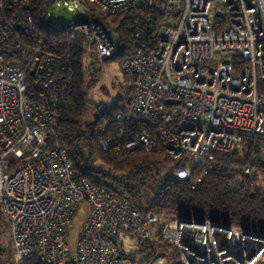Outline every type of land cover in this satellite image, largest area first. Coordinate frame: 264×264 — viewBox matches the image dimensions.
<instances>
[{"label":"built area","instance_id":"1","mask_svg":"<svg viewBox=\"0 0 264 264\" xmlns=\"http://www.w3.org/2000/svg\"><path fill=\"white\" fill-rule=\"evenodd\" d=\"M69 6L82 15L68 34L81 36L85 56L101 62L118 47L91 10L138 6L153 15L147 31L134 29L133 54L121 59L132 91L118 118L142 120L129 149L185 154L182 176L189 177L243 138L264 139V0H69ZM28 9L25 0H0V208L14 262L113 264L154 243L160 217L141 211L112 181L93 185L75 175L56 129V111L67 106L73 86L75 43L47 35L38 43ZM83 203L88 215L71 249L68 228ZM160 237L178 249L182 264H264V234L236 225L170 217Z\"/></svg>","mask_w":264,"mask_h":264},{"label":"trees","instance_id":"2","mask_svg":"<svg viewBox=\"0 0 264 264\" xmlns=\"http://www.w3.org/2000/svg\"><path fill=\"white\" fill-rule=\"evenodd\" d=\"M5 1L14 4L15 0ZM25 2L34 19L38 43L44 42V35L63 37L66 44L72 40L75 43L71 50L73 86L67 106L56 111V129L61 132L60 143L67 147L77 177L93 185L112 181L141 211L156 213L165 220L170 217L209 220L264 234V139L243 138L234 151L215 153L211 162L194 167L189 177L182 176L189 163L185 154L172 158L164 150L148 153L129 149L126 144L136 136L142 120H121L118 114L125 111L131 93L110 108L97 105L94 117L85 123L87 90L94 80L93 59L85 56L81 36L68 34L71 22L56 27L46 21L47 1ZM89 17L98 20L113 35L118 47L116 55L125 59L134 51V29L147 31V21L153 15L135 6L110 14L91 10ZM129 88L131 92L130 85ZM245 167H249V172H245ZM166 171L179 175L168 177L163 175ZM161 228L153 231L154 243L144 242L121 259L146 264L162 253L168 256L170 264H182L178 249L160 237ZM3 255L0 250V263ZM159 257L166 262L163 256ZM20 264L43 263L35 257Z\"/></svg>","mask_w":264,"mask_h":264},{"label":"rangeland","instance_id":"3","mask_svg":"<svg viewBox=\"0 0 264 264\" xmlns=\"http://www.w3.org/2000/svg\"><path fill=\"white\" fill-rule=\"evenodd\" d=\"M81 15L82 12L74 11L70 8L69 0H50L47 2L45 11L46 21L49 24L55 25L56 27H62L65 24L76 20V18L80 17ZM87 59L92 61L94 80L87 90L86 97L88 106L86 107V113L84 116L85 123L89 122L94 117L97 105L110 108L115 105L118 100L124 98L125 95L129 96L131 93L129 83L121 68V56L116 55L105 60L104 62L96 60V58L91 55H89ZM14 158L15 157L13 154L9 155V159ZM163 175L176 178L179 174L176 172L166 171L163 173ZM88 210V204L83 203L68 228L66 239L71 249L75 245L79 229L83 225V222L88 215ZM0 212L2 215V218L0 219V250L3 251L4 254L0 264H16L14 262L13 250L11 247L10 226L4 212L2 210ZM166 220L160 218L158 227H161L166 222ZM155 256L146 264L150 263L151 261L152 262L150 264H166V262L161 261L160 257L155 258ZM115 264L135 263H132L127 259H121Z\"/></svg>","mask_w":264,"mask_h":264},{"label":"crops","instance_id":"4","mask_svg":"<svg viewBox=\"0 0 264 264\" xmlns=\"http://www.w3.org/2000/svg\"><path fill=\"white\" fill-rule=\"evenodd\" d=\"M163 256L165 259H166V264H169L170 263V261H169V258H168V256L167 255H165V254H162V253H158L157 255H156V258L158 257V256ZM119 261H117V262H115V263H118ZM152 262V261H151ZM150 262V263H151ZM115 263H113V264H115ZM149 264V263H148ZM158 264H160V263H158Z\"/></svg>","mask_w":264,"mask_h":264},{"label":"water","instance_id":"5","mask_svg":"<svg viewBox=\"0 0 264 264\" xmlns=\"http://www.w3.org/2000/svg\"><path fill=\"white\" fill-rule=\"evenodd\" d=\"M169 102H172L171 100H169ZM180 221L181 222H190L191 220L190 219H183V218H180ZM216 224V223H215Z\"/></svg>","mask_w":264,"mask_h":264},{"label":"bare ground","instance_id":"6","mask_svg":"<svg viewBox=\"0 0 264 264\" xmlns=\"http://www.w3.org/2000/svg\"><path fill=\"white\" fill-rule=\"evenodd\" d=\"M195 221H197V220H195ZM204 221H209V220H204ZM197 222H203V221H197ZM210 223H213V222H211V221H209ZM214 225H216L215 223H213Z\"/></svg>","mask_w":264,"mask_h":264}]
</instances>
